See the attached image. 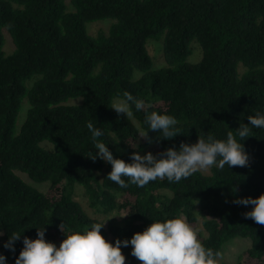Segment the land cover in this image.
<instances>
[{
	"label": "trees",
	"instance_id": "16d2710c",
	"mask_svg": "<svg viewBox=\"0 0 264 264\" xmlns=\"http://www.w3.org/2000/svg\"><path fill=\"white\" fill-rule=\"evenodd\" d=\"M105 19L114 20L107 35L86 33L85 24ZM4 30L13 46L8 55ZM161 36L165 65L153 69L146 42ZM193 40L201 56L189 63ZM126 92L142 102L140 110L129 102L130 116L112 108ZM24 100L25 119L15 132ZM151 111L174 116L178 134L158 139L149 130L151 142L140 137ZM256 112H264V0H0V232L3 243L12 231L21 233L14 251L2 244L0 253L14 264L23 237L34 239L36 228L44 227L45 240L58 246L65 233L102 223L74 199L79 185L93 211L118 213L100 229L110 242L130 238L152 220L179 217L214 252L232 238L249 239L240 259L264 264V225L244 217L251 205L232 202L264 193V129L251 128L240 141L245 166L120 187L106 177L110 164L88 157L97 149L86 128L88 122L100 128L97 139L131 162L132 152L147 147L157 155L198 136H235ZM19 173L48 183L46 191ZM196 206L205 235L196 231ZM130 251L131 245L121 247L124 264H141Z\"/></svg>",
	"mask_w": 264,
	"mask_h": 264
},
{
	"label": "clouds",
	"instance_id": "9594fccd",
	"mask_svg": "<svg viewBox=\"0 0 264 264\" xmlns=\"http://www.w3.org/2000/svg\"><path fill=\"white\" fill-rule=\"evenodd\" d=\"M124 96L123 101L112 106L118 114H132L129 102L137 110L142 108V102L131 94L126 92ZM144 120L147 131L142 132L140 137L149 142V130L159 132L158 139H170L178 134L177 121L172 115L151 111L145 114ZM247 120V124L241 123L235 129V136L231 131L227 132L225 139H214L211 136L205 139L198 136L195 143L181 142L178 148L168 147L157 155L150 151L140 155L134 151L130 154L131 162L114 157L108 146L97 139L103 135L102 130L88 122L86 128L92 137V148L97 149L95 153L90 152L88 157L93 161L100 159L110 164L111 169L106 177L120 187H127L128 184L144 187L157 179L176 183L194 172L212 166L219 169H223L225 165L228 168L245 166L248 156L240 141L249 136L251 128L264 129V112L248 115ZM236 137H239V140ZM122 177L127 178V181ZM232 202L251 205V209L244 212V217L264 225V193L255 198L241 197ZM104 223H93L82 231L65 233V238L58 246L45 240L44 227L36 228L34 239L23 237V247L14 264H124L125 256L121 247L128 245H131L130 254L141 264H217V258L220 256L219 252L206 248L197 238L193 228L179 217L152 220L142 231L133 233L130 238L116 239L114 242L106 240L101 234L100 229ZM0 235L3 233L0 232ZM20 239L21 233L12 231L3 247L14 251V242ZM0 264H7L2 253Z\"/></svg>",
	"mask_w": 264,
	"mask_h": 264
},
{
	"label": "rangeland",
	"instance_id": "374dc122",
	"mask_svg": "<svg viewBox=\"0 0 264 264\" xmlns=\"http://www.w3.org/2000/svg\"><path fill=\"white\" fill-rule=\"evenodd\" d=\"M113 22H114V20H112V19H105V20H101V21H95V22L87 23V24H85L86 33L91 37H94L97 34L107 35L108 29ZM3 32H4L3 33V38H4L3 52L5 53V55H8L12 52L13 46L11 44V41H10V38H9L7 32L5 30ZM162 43H163V36H161L157 40H147V42H146V50L152 59L153 69H157V68L163 67L165 65L164 60H163V53H162ZM189 47L191 49V55L188 57L187 61L189 63H195L200 59V56H201L200 47L194 40L191 41ZM241 70H243V66L239 65L238 66V72L241 73ZM138 76H139V72L135 71L133 73V79H136ZM120 102H121V100L115 98L112 100V106H114L115 104H118ZM70 103L75 104L78 102H77V100H73ZM27 108H28V104H27L26 100H24L21 104V107H20V110L18 112V116L16 119L15 132H18L21 124L23 123V121L25 119V114H26ZM41 146L42 147L44 146L46 149L50 148V145L47 143H42ZM145 152H149V147H147L144 151H142L140 153V155H143ZM198 172H200L203 175H208V174H210V168L206 169V170H200ZM18 175L23 181H25V183L34 187L38 191L44 192V191H46V189L48 187V183H40V184L34 183V182H31L30 180H28L24 174L19 173ZM74 199L81 204L84 211L90 217L96 218V219L100 220L102 223L105 222L104 226L106 224L107 219L110 216H114V217L118 218V213L117 214L112 213L110 216H104L100 213L93 211L91 208H89V206L87 204V199H86L85 194H84V191H83L82 187H80L79 185H75V187H74ZM195 213L197 215V229H196V231L201 233L202 235H205L204 230L202 229V226H201L202 219H203V217H202L203 212L200 210L199 206L195 207ZM119 214H121V213H119ZM2 244H3V240H2L1 235H0V247L2 246ZM249 245H250V241L247 238L236 237V238H232V239L226 241L222 245L221 250L219 252L220 256L217 258V264H243L240 257L248 249Z\"/></svg>",
	"mask_w": 264,
	"mask_h": 264
}]
</instances>
